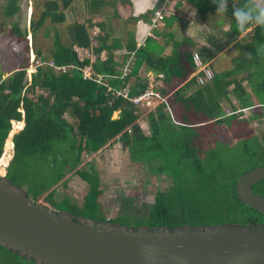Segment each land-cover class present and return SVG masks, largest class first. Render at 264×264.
I'll return each mask as SVG.
<instances>
[{"label":"trees","instance_id":"obj_1","mask_svg":"<svg viewBox=\"0 0 264 264\" xmlns=\"http://www.w3.org/2000/svg\"><path fill=\"white\" fill-rule=\"evenodd\" d=\"M179 1L186 2L191 7L195 6L199 10L198 13L203 14L205 18L212 17L213 26L219 25L223 21L213 17L217 4L212 0ZM229 1L231 3H229L227 12L224 13L229 23V32L222 33L225 45L243 33L238 31L232 12L235 8L244 7V5L241 3L234 5V0ZM118 2L122 4L121 7H118L119 4L113 6L112 0H55L46 3L45 10L39 14V17H31L29 31L33 38L48 17L53 23H63L66 20L64 14H57L53 11L58 10V6H61L63 11H74L76 5L83 7L80 3H85L86 8L89 7L92 12V16L83 22L75 21L68 24L67 44L61 41L53 29V44L48 55L41 53L35 46V50H33L36 51L34 58L37 63L36 73L31 76V84L27 88H25L27 70L31 66L30 56H28V35L26 30L19 33L17 25L11 22L9 35L16 34V43L22 41L26 56L24 55L22 64L15 67V71L6 78L3 79L4 73L0 70V158L3 154L5 141L12 130V122L23 121L24 127L12 138L13 157L7 167L6 178L13 183L22 174L30 176L31 172L22 168L17 169V173H13L12 166L14 167L15 163H23L28 158L38 159L37 162L44 164H46L45 161L50 160L49 167L51 171L55 172V175L52 178H46V181L41 184L33 185L34 191L28 195H31L37 202L45 192L52 189L51 184L54 186L64 179L66 173L74 171L82 181L87 183L89 191L83 208L68 204L67 209L61 210L76 217L99 220L97 218L99 208L97 199L103 191L99 189V174L94 163L88 168L76 170L81 163L83 153L95 154L103 147L120 141L122 146L128 150L130 162H159V164H155L156 170L164 171L167 168L165 162L171 159L173 150L177 157L176 166H180L184 162V166L190 170L184 174L188 179L184 183L177 180L172 183L173 186L168 191L158 193L149 206L146 216L144 218L135 216L139 221L134 223V228L141 225L147 226L149 229L156 226L174 228L184 225H264V214L244 205L237 198L236 182L241 175L248 172V169L239 173L233 167L224 168V166L218 165L216 167L218 169L212 170L204 164L206 152L203 136L196 133L190 126L196 122L188 114L199 101L197 96L201 100L206 87L195 89L190 103L188 102L184 106L188 114L174 106L178 97L176 96L174 99V96L170 95L172 90L195 70L191 54L188 51L189 48L180 50V45L175 42L174 36L170 37L171 42H168L172 45V52L168 57L162 55L164 47H159L150 38L146 39L142 47L136 48L134 30H128L129 25H135L140 20L150 23L154 12L149 11L136 18L132 16L124 18L122 15L129 10L130 4L125 0H118ZM163 2L164 0H160L159 4L161 5ZM107 8H113L115 18L121 22L120 30L116 31V27H108L109 24H106L103 19L95 21L94 16L100 13L99 10L101 9L103 13ZM18 11V0H9L3 9L5 17L9 19ZM108 20L109 26H114L111 24L112 18ZM94 30H98L99 33L93 37L91 33ZM48 31H50V27ZM119 31L126 32V40L122 38L121 32V36L116 35ZM91 40H94V43ZM262 46H264V27H259L256 40L241 46L242 54L250 47L255 52L262 53L264 49ZM75 47L87 51L92 47L95 54L94 62L91 63L88 58L79 62L74 51ZM116 50L123 51L124 54L116 56ZM103 53L105 58L102 57ZM256 59L258 60L256 67L255 65H251V67H255L257 72L249 74L247 79L258 98L261 99L264 96V55L256 56L254 61ZM129 61H131V68H128L130 72L123 76L122 70L129 66ZM51 64L52 66L75 65L78 69L62 73L52 68ZM86 66H91L94 73L92 79H84L82 76L80 70ZM262 66L263 69L260 71ZM141 67L147 71L162 72L165 75L155 89L164 98V101L155 106V113L149 112L148 114L150 136H145L137 123L142 110L128 99L116 95V91L127 90L128 97H133L142 94L147 89V80L137 77ZM97 77H102L104 83L97 82ZM255 78L260 80V85L257 87ZM213 82L215 85L218 84L220 76L215 77ZM196 84V80L193 78L186 84V87ZM38 90L41 93H37L36 99L28 98V93H35ZM179 93L178 91L177 95ZM245 93L244 90V95L239 97L240 105L243 108L251 105ZM217 110H219V106L216 105L209 111L213 113ZM177 111L179 112L177 117L183 121L181 122L183 126L171 121L170 114L173 112L176 115ZM115 112H118V116L113 118ZM65 114L75 123L68 122L63 117ZM129 128L131 134L127 133ZM263 164L264 158L253 166L256 168ZM50 168H44L47 170L46 173ZM252 190L264 197V179L253 185ZM50 195H52L51 192ZM49 196L45 198L46 201L57 205L51 199L52 196ZM62 203L63 201L60 205ZM5 252L19 259L20 262L34 264L33 261H27L0 246V254H5Z\"/></svg>","mask_w":264,"mask_h":264},{"label":"rangeland","instance_id":"obj_2","mask_svg":"<svg viewBox=\"0 0 264 264\" xmlns=\"http://www.w3.org/2000/svg\"><path fill=\"white\" fill-rule=\"evenodd\" d=\"M8 1L9 0H0V70L4 73L3 79L6 78L10 73L14 72L15 67H18L20 64H22V59L26 53L21 44L22 41L16 43V34H13L12 36L9 35V30H11V22H13L14 25H17L19 33H23L25 30L27 31L29 46L28 56H30V52L33 49L35 50V46L41 53L48 55L53 44V29L57 32L61 41L67 44L66 40L69 26L68 24L72 21L83 22L85 19L92 16V12H90L89 7H87V10L86 6L84 5L85 3H80L84 8L81 6L78 7L76 5L74 11H71L69 14L67 11H63L61 6H58V10L53 11L57 14H64L66 20L63 23H53L51 18L48 17L45 20L44 25L32 38V35L29 31L31 17H39V14L44 12L46 3L55 0H18L19 11L10 19L6 18L3 13V9L8 4ZM176 1L177 0H173L171 3H163L161 6L158 5L153 10L156 12L157 10L162 9L164 10L165 15L167 9H174L173 7ZM112 4L115 6L118 5L119 2L112 0ZM184 4L187 6L186 3H183L180 8L175 7L174 10L178 11V9L184 8ZM99 12L100 13H97V15L94 16L95 21L103 19L106 24L110 25L108 19L112 18L111 24L114 26L108 25V27H116V31L121 29V22L115 18L113 8H107L103 11V13L100 9ZM216 18L218 19V15ZM221 19L223 20V18ZM49 27L50 31H48ZM120 32L121 31H119V33L116 35L119 36ZM98 33V30H94L91 34L94 36ZM251 37L249 35V37H244L240 41L249 44L253 42L250 39ZM122 38L125 40L126 35L124 34ZM225 59H222V63L224 64L228 60V57ZM29 60H31V56L29 57ZM229 65L231 64L229 63ZM35 66L36 61L34 62V65L27 70V84L25 88L29 87L31 84V76L36 73ZM213 69H219V62L213 64ZM255 81H257L255 82L257 85L259 80L255 78ZM99 82L104 83L103 79L101 78H99ZM243 84L249 90L246 80H244ZM37 93L41 92L39 90L35 93L30 92L27 94V96L28 98L36 99ZM250 95L252 96L251 101L257 106L260 105L258 95L254 93L253 96V92H250ZM150 108V106H147L141 109L143 110L141 114H143V116L147 115V112ZM261 111V108L245 110V112L240 115L238 119L245 120V116L248 117L251 113H257L256 115L264 114ZM117 114L118 112H115L113 117H115ZM63 117L71 124L75 123V121L72 120V118H70L67 114H65ZM145 117L146 116H144L143 119L144 123L148 122ZM234 119V117L227 118L220 124L215 125L217 126V139L214 138V133H212L211 128L206 129L205 127L198 131V133H201L203 136V141L205 144L206 154L204 153V164L205 166L207 165V168L214 170L218 165H222L224 168L233 167L240 173L242 170L248 169L249 171L253 169L254 164H258L263 160L264 140H262V136L264 134V119H252V121L246 120L243 124H238V121ZM15 123L16 122L12 123V130L10 131L7 138H10V141H12V137L20 132L21 128L23 127V122H20L22 124L21 127L18 126L19 123H17V125H15ZM242 126L244 129H241ZM225 127L228 131L225 129ZM234 129H238L240 134H234ZM143 132L145 134H149L146 129H144ZM229 133L232 135L230 136ZM128 134H131V132ZM219 136L226 139V142L220 140ZM10 151L8 152L9 156L7 159V167L13 157V148ZM170 158V160L165 162L167 168H165L164 171H157L155 164H159V162H130L128 150L122 146L120 141H115L110 145L103 147L95 154L83 153L81 156V163L76 170L88 168L90 165H92V163H94L93 165L99 174V189H102L103 191L97 199L99 204L97 218L100 221L101 219H108L111 222L114 220L112 223L134 227V223L139 221V219L135 218V216L144 218L149 206L153 203L158 193L168 191V189L172 188V183L176 182L177 180H180V183L187 181L188 177H186L184 174L186 172H190V170L184 166V162L181 163L180 166H176L177 157L173 150ZM37 161L38 159L35 160L28 158L27 161H24L23 163L18 162L15 163L14 167L12 166L13 173H17V169L19 168L27 169L31 172L30 176H25L22 174L21 177H18L13 182L15 183L14 185L25 190L27 194H31V192L34 191L33 185L41 184L43 181H46V178H52L55 175V172L51 171V168L49 167L50 160H44L46 164ZM221 162L224 163L221 164ZM186 165L188 164L186 163ZM7 167L4 168V172L0 175L6 176ZM44 168H50V170L46 173L47 170H44ZM28 179L29 181L27 182ZM50 186L52 189L45 192V194H43L42 197L38 199L39 203L54 210L67 209L68 204H74L79 208H83L84 201L89 191V186L86 182H82L74 171L66 173L64 179L61 182L54 184V186L51 184ZM50 192L52 193V195H50L52 196L51 199L57 203V205H52L46 201L45 198L49 196ZM62 201L63 203L60 205ZM0 264L25 263L22 261L20 262L19 259H16L12 255L5 252V254H0Z\"/></svg>","mask_w":264,"mask_h":264},{"label":"water","instance_id":"obj_3","mask_svg":"<svg viewBox=\"0 0 264 264\" xmlns=\"http://www.w3.org/2000/svg\"><path fill=\"white\" fill-rule=\"evenodd\" d=\"M263 179L264 164L235 185L262 214L252 186ZM0 246L34 264H264V225L128 227L51 209L0 176Z\"/></svg>","mask_w":264,"mask_h":264},{"label":"crops","instance_id":"obj_4","mask_svg":"<svg viewBox=\"0 0 264 264\" xmlns=\"http://www.w3.org/2000/svg\"><path fill=\"white\" fill-rule=\"evenodd\" d=\"M116 1L118 2V0ZM125 1H127V3L130 4V8L129 10L123 13L122 17L124 18L128 16H132L134 18L142 16L146 12L149 11L153 12V9L156 8L158 5H160L159 4L160 0H125ZM178 1L179 0L175 2V5L173 7L174 9L175 7L180 8V6H182L183 3H186L183 1H179V2ZM234 1H235L233 2L234 5L241 3L244 6L253 5L259 2V0H234ZM167 2L171 3L173 2V0H164L163 3H167ZM229 3H231V1L227 0V8L229 7ZM121 5L122 4H119L118 7H121ZM174 9L171 8L166 10V13L164 15L165 16L164 21L156 30H152V31L149 30L148 25L150 23L141 20L138 21L135 25L130 24L128 30L131 29L134 30L133 35H134L136 48L142 47L145 44L146 39L150 38L154 40L159 47H164L162 55L167 57L170 56L172 52V45L171 43L168 42H171L170 37L174 36L175 42L180 45L179 47L180 50L183 51L186 47H188L189 48L188 51L191 54V56L192 53L194 52L198 53L202 61L205 64H207L211 69L213 73V78L209 82H207L204 86H199L196 84L195 86L193 85L190 87H186V84L194 78V72H193L182 83L177 85L170 94L171 96H174V99H176L175 98L176 96L178 97V99H176V101L174 102L175 103L174 106L177 109L181 108L185 114H188L185 111L186 109H184V106L193 98L195 89L197 87H206V89H204L203 94L201 96V100L199 99V96H197V99L199 101L195 104L196 106H193V108H191V110L189 111L188 115L194 118L193 120H195L194 122H196L190 126L194 128L196 133H198V131H200V129L202 128L205 127L206 129L211 128L212 133H214V138L217 139L218 138L216 135L217 126L215 125L220 124L223 120L227 118L234 117L235 118L234 120H237L238 124L239 123L243 124L246 120L252 121V119L253 120L264 119V114L256 115L257 113L255 114L251 113L250 116L248 117L245 116V120L238 119L239 116L245 112L244 110H250L252 108H261L262 110L261 112L264 113V96L261 99H259L260 105L258 106L255 105V103L251 101L252 96L250 95V92H253V96H254L255 92L250 87L247 79L249 74L257 72V69L255 67L257 65L258 60L257 59L256 61L254 60L256 56L262 57L264 55V49L262 54L261 52H255L250 47L245 51L244 54H242L241 48L243 47V45L247 43H243L240 41L244 37H249L250 35V37L252 36L250 39L254 42L258 36L259 26L252 25L251 27L247 28L246 31L238 35L234 41H232L228 45L227 44L225 45V40L222 39V33L229 32V23L226 19L225 14H216L215 11L213 17L217 19L216 16L218 15V19L223 18V21H221V24L213 26L212 17L210 18L207 16V18H205L203 14H199V13L196 17H192L189 14L192 7L189 6L188 4L187 6L184 4V8L178 9V11H175ZM66 11L68 12V14L71 13V10L70 11L66 10ZM152 18L153 16L151 17V19ZM73 22L74 21L70 22L69 24ZM121 34L126 35V32L124 33L121 32ZM91 41L94 43V40ZM262 47L264 48V46ZM88 52L90 53V58L88 59L90 60L91 63H93L95 59V54L93 52L92 47L88 49ZM123 54H124L123 51L120 50L115 51L116 56H121ZM30 55L33 56L34 58L36 57V55H34L33 50L30 52ZM102 57L105 58L104 53L102 54ZM226 57H228V60L224 64L222 63V59H225ZM216 62H219V69L214 70L213 64ZM229 63L231 65H229ZM128 65L129 66H126L122 70L123 76L125 69L131 68L130 67L131 61H129ZM251 65L252 66L255 65V67H251ZM86 67L89 68V72L92 77L94 73L91 69V66H86ZM262 69L263 66L260 68V71ZM159 75H162V77L161 78L158 77ZM217 76H220V82L215 85L213 80ZM137 77L140 79L147 80L148 82L147 88L152 86L156 89V87L159 86L160 81L164 79L165 75L162 72L154 73L152 70L147 71L144 67H141L138 71ZM97 78H102V77H97ZM257 79L259 80V78ZM244 80H246L249 90L243 84ZM259 85H260V80L259 83L256 85V87ZM244 90L246 92L245 96L249 98L251 102V105L247 108H243L239 102V97H242L244 95L243 94ZM178 91L180 92L179 95H177ZM158 103L159 102H154V106L148 110L147 115H144L146 116L145 119L148 122L144 123L143 114H140L137 120V123L139 124L142 132L144 131V129L148 131L149 134H145L143 132L145 136H150V131H151L149 127L150 124H149L148 114L149 112L155 113L154 109ZM216 105L219 106V110L211 113L209 110L210 109L212 110ZM178 114H179L178 111L176 115L175 113L172 112V114H170L171 121L174 124L183 126V124L181 123L183 121L181 119H178L177 117ZM117 116L118 114L113 118H116ZM155 119H157V117H155ZM16 123L21 124L20 122H16ZM22 124L24 127V122ZM23 127L21 128V130L23 129ZM225 129L227 130L226 127ZM241 129H244L243 126ZM254 133L256 134L255 131ZM198 134L201 135V133ZM234 134H240V131L238 129H234ZM231 135L232 134H230V136ZM219 139L226 142V139L222 138L221 136H219ZM262 140H264V134L262 136ZM136 163H140V162H136Z\"/></svg>","mask_w":264,"mask_h":264},{"label":"built area","instance_id":"obj_5","mask_svg":"<svg viewBox=\"0 0 264 264\" xmlns=\"http://www.w3.org/2000/svg\"><path fill=\"white\" fill-rule=\"evenodd\" d=\"M164 20V10L159 9L158 11L155 12L153 19L151 20L150 24L148 25L149 30H156L158 27L163 23ZM76 55H77V60L79 62H82L86 58H90V53L87 50H84L82 48L75 47L74 49ZM192 61L195 67L194 70V78L196 80V83L199 86L205 85L208 81H210L213 77V73L209 66L205 64L200 55L196 52L192 53ZM33 65H34V60ZM37 64V63H36ZM31 65L30 67H32ZM56 71L65 73L68 70H75L78 69L75 65H67V66H52ZM36 69V66H35ZM83 74L84 79H92L91 74L89 72V68L85 67L80 70ZM130 72V69L126 68L124 71V75ZM158 77H162V75H159ZM97 82H99V78L97 79ZM116 95L122 96L125 99H128L131 103H133L137 108L143 109L147 106L153 107L154 102H162L164 101V98L155 90L154 87H149L147 88L142 94L133 96V97H128V91L123 90V91H116ZM153 105V106H152ZM245 111V110H244ZM131 132L130 128L127 129V133Z\"/></svg>","mask_w":264,"mask_h":264},{"label":"clouds","instance_id":"obj_6","mask_svg":"<svg viewBox=\"0 0 264 264\" xmlns=\"http://www.w3.org/2000/svg\"><path fill=\"white\" fill-rule=\"evenodd\" d=\"M212 2L217 4L216 14H224L227 12V0H212ZM198 11V8L193 6L189 14L192 17H196L198 15ZM232 16L236 22V27L240 32L246 31L250 25L264 27V0H259L258 3L253 5L235 8L232 12ZM32 60H34L33 56H31V60H29L31 65H33ZM104 221L111 222L108 219H105Z\"/></svg>","mask_w":264,"mask_h":264},{"label":"bare ground","instance_id":"obj_7","mask_svg":"<svg viewBox=\"0 0 264 264\" xmlns=\"http://www.w3.org/2000/svg\"><path fill=\"white\" fill-rule=\"evenodd\" d=\"M15 125H17V123H15ZM18 126L21 127L22 125L21 124H18ZM12 134H13V132H12ZM9 139H7V141L5 143L4 153H3V156L0 159V174H2L3 171H4V168L7 167V159H8V156H9L8 155L9 154L8 152L13 148V143ZM0 176H3V175H0Z\"/></svg>","mask_w":264,"mask_h":264},{"label":"flooded vegetation","instance_id":"obj_8","mask_svg":"<svg viewBox=\"0 0 264 264\" xmlns=\"http://www.w3.org/2000/svg\"><path fill=\"white\" fill-rule=\"evenodd\" d=\"M135 163V162H134ZM82 181V180H81ZM82 182H85V181H82Z\"/></svg>","mask_w":264,"mask_h":264}]
</instances>
